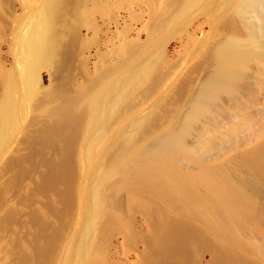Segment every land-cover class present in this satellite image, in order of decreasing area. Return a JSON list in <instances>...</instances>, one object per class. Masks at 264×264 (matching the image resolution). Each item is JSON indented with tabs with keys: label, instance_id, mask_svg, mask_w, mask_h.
Returning a JSON list of instances; mask_svg holds the SVG:
<instances>
[{
	"label": "bare ground",
	"instance_id": "6f19581e",
	"mask_svg": "<svg viewBox=\"0 0 264 264\" xmlns=\"http://www.w3.org/2000/svg\"><path fill=\"white\" fill-rule=\"evenodd\" d=\"M207 1L160 0L152 4L146 39H124L111 50V60L108 53L97 50L98 62L91 70L89 52L100 44L97 17L111 18L115 9L132 0H42L21 38V95L32 116L23 128L19 148L0 170V264H51L81 192L76 185L79 164L91 167L101 151L95 148V129L107 131L108 124L126 118L139 101L158 89L163 77L158 63L139 69L136 65L193 8L203 7ZM3 8L0 0V16ZM227 27L228 19H219L217 30ZM83 29L90 35L84 36ZM213 56L212 51H205L203 60ZM238 65L230 53L219 56L220 72L206 85L205 96L229 88ZM43 70L51 78L47 87L41 84ZM0 82L1 153L12 138L22 101L16 96V77L11 70L0 68ZM187 84L185 77L171 88L129 138L121 143L109 139L112 149L104 154L99 175L103 188L92 195L93 222L115 216L120 190L128 191L134 200L138 190L158 192L185 211L209 216L228 236L251 222L250 209L226 169L212 166L180 171L173 157L176 136L156 138L170 127V111L179 106ZM112 94L115 104L109 111ZM200 106H205L202 101ZM152 137L157 141L149 147ZM241 163L256 170L247 158ZM88 249L89 261L96 260V250L93 246Z\"/></svg>",
	"mask_w": 264,
	"mask_h": 264
},
{
	"label": "rangeland",
	"instance_id": "374dc122",
	"mask_svg": "<svg viewBox=\"0 0 264 264\" xmlns=\"http://www.w3.org/2000/svg\"><path fill=\"white\" fill-rule=\"evenodd\" d=\"M2 1L0 68L14 73L22 110L10 142L0 153V170L19 148L23 128L32 116L28 101L21 95V38L42 0ZM159 1L132 0L130 5L115 9L111 18L97 17L100 44L89 52V68L94 70L98 62L97 50L108 53L111 60V50L124 39L145 40L151 5ZM196 7L136 65L139 69L158 63L163 72L158 89L139 101L126 118L108 124L107 131L103 127L95 129V148L101 151L91 167L79 164L76 185L81 192L74 200L51 264H264V0H208L203 7ZM221 18L229 21L222 32L217 30ZM81 33L90 35L85 29ZM208 50L214 56L204 61ZM229 53L239 62L236 78L229 88L219 89L213 97L205 96L206 85L220 72L218 57ZM40 76L42 86L51 84L47 71H41ZM185 77L187 89L179 106L170 111L171 125L156 138L176 136L173 157L180 171L212 166L226 169L250 209L251 222L228 236L209 216L185 211L179 203L149 190H138L137 200L120 190L115 216L93 222L92 195L103 188L99 175L104 154L112 149L109 139L121 143L129 138ZM2 91L0 82V96ZM111 100L109 111L115 104L113 94ZM156 138H150L147 146L154 145ZM246 158L257 171L241 163ZM87 246L97 252L94 262L89 261Z\"/></svg>",
	"mask_w": 264,
	"mask_h": 264
}]
</instances>
